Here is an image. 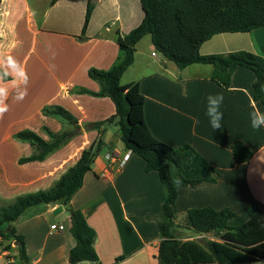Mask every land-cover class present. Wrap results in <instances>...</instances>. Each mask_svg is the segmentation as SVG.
Wrapping results in <instances>:
<instances>
[{"label":"crops","instance_id":"0c3cea01","mask_svg":"<svg viewBox=\"0 0 264 264\" xmlns=\"http://www.w3.org/2000/svg\"><path fill=\"white\" fill-rule=\"evenodd\" d=\"M106 2L96 0L88 29L82 35L91 0H59L51 6L59 10L54 24L47 26V11L40 23L27 0H0V54L14 56L29 78L22 101L15 99V90L10 81L7 83L11 90L9 111L0 119V208L19 197L52 189L98 138V132L85 131L84 126L115 115V105L109 98L72 93L80 88L100 91L90 79L89 70H109L116 65L120 57L117 38L129 34L143 20L140 0H116V8ZM100 5L106 6L103 14L98 12ZM146 37L138 43L134 63L121 84H138L145 98V121L156 139L174 148L190 145L221 175L216 185L180 188L178 213L207 206L216 210L234 206L245 211L252 202L264 211V127L254 130L249 118L255 109L264 112L253 98L254 73L239 67L232 75L230 89L224 90L211 81V65L194 64L180 70L155 50L150 36L147 46H140ZM238 52L264 59V27L248 33L215 35L200 47L203 56ZM217 93L224 97L223 119L221 129L214 131L205 115L206 97ZM47 106L67 110L81 129L45 161L20 164L21 159L34 155L35 149L17 140V133L31 131L49 141L45 129L53 133L66 129L60 119L43 114ZM103 141L106 152L86 175L72 207L81 210L96 231L98 264H159V220L165 202L159 175L147 173L140 157L121 148L116 124L107 128ZM236 142H243L253 152L249 163L235 164L232 147ZM109 153L116 158L111 163L105 160ZM53 225H64L66 230L52 231ZM15 228L24 238L28 260L19 258L16 242L0 238V264L10 260L12 264H69L76 241L66 207L34 208L15 223ZM182 232L189 237L184 240L210 239L185 229Z\"/></svg>","mask_w":264,"mask_h":264},{"label":"trees","instance_id":"16d2710c","mask_svg":"<svg viewBox=\"0 0 264 264\" xmlns=\"http://www.w3.org/2000/svg\"><path fill=\"white\" fill-rule=\"evenodd\" d=\"M59 0H52L51 6ZM143 11L141 24L129 34L117 38L120 57L109 70L91 68L90 79L100 91L75 89L72 93L109 98L115 105L113 117L84 126L85 131L98 132V138L83 150L78 162L48 191L17 198L0 208V238L18 242L19 258L27 261L24 238L17 234L15 223L40 206L62 205L71 215V234L76 241L70 251L69 264L91 262L98 264L94 248L96 231L90 227L81 210L72 207V199L83 187L86 175L96 159L106 152L103 135L113 124L119 127L124 150L140 157L145 171L156 172L165 190V202L159 220L162 241L157 259L159 264H263L264 211L257 202L245 211L237 207L216 210L211 206L192 208L180 218L176 202L180 188H202L216 185L220 173L208 164L190 145L174 148L156 139L144 116L145 98L138 84L122 85L121 79L133 65L138 43L151 37L155 50L180 70L194 64L212 66L211 81L224 90L231 87L232 75L239 67L252 71L254 101L264 107V59L252 53L238 52L226 56L200 54V47L215 35L248 33L264 27V0H140ZM94 6L87 7L82 35H85ZM43 114L60 119L71 129L53 133L45 129L46 141L31 131H22L15 138L30 143L35 153L23 158L20 164L43 162L64 147L78 133V120L59 106H47ZM235 164L249 163L251 149L243 142L232 147ZM179 181V183H177ZM182 229L209 240L188 239ZM11 247V244H10ZM119 258L118 261H121Z\"/></svg>","mask_w":264,"mask_h":264},{"label":"clouds","instance_id":"9594fccd","mask_svg":"<svg viewBox=\"0 0 264 264\" xmlns=\"http://www.w3.org/2000/svg\"><path fill=\"white\" fill-rule=\"evenodd\" d=\"M28 80L25 68L14 56L0 54V119L9 111L8 99L11 90L7 83L10 81L12 84V88L15 90V99L22 101L27 95ZM223 101L224 97L219 93L210 94L206 97L205 115L214 131L222 127L221 105ZM249 118L254 130L264 127V112L255 109L249 114Z\"/></svg>","mask_w":264,"mask_h":264},{"label":"rangeland","instance_id":"374dc122","mask_svg":"<svg viewBox=\"0 0 264 264\" xmlns=\"http://www.w3.org/2000/svg\"><path fill=\"white\" fill-rule=\"evenodd\" d=\"M50 1H51V0H27L28 4H29V5L32 7V9L34 10L35 15H36V18L38 19V21H39L40 23H43V16H44V13H45L46 11L48 12V14H50V18L48 19L46 26H47L48 24H49V25L54 24V21H55V14L58 13V11H59V10H53V9H52V7H51V5H50ZM107 3H109L108 6L111 5V6H114V7L116 8V6H115V3H117L116 0H107V2H106L105 4H107ZM91 4H92L93 6H96V5H97V4H96V0H91ZM105 7H106L105 5H100V6H99V8H98V12H99V14H103V10H104ZM63 10H65V9H63ZM75 18H76V17H75ZM149 40H150V37L147 36V37L144 39L143 43H141L140 46L145 47L144 44L147 46ZM135 55H136V53H135ZM66 129H67V130H70L71 127H70V126H66ZM184 213H185L184 211H183V212H179V213H178V214H179V217L181 218V217L184 215ZM263 264H264V263H263Z\"/></svg>","mask_w":264,"mask_h":264},{"label":"built area","instance_id":"2783aa9c","mask_svg":"<svg viewBox=\"0 0 264 264\" xmlns=\"http://www.w3.org/2000/svg\"><path fill=\"white\" fill-rule=\"evenodd\" d=\"M153 55L155 56L156 53L153 54ZM129 153H131V152H129ZM105 160L108 163H111V162L115 161L116 158L112 154L109 153V154L105 155ZM51 230L52 231H57V232H63V231L66 230V227L64 225H53V226H51ZM6 264H12V261L10 260Z\"/></svg>","mask_w":264,"mask_h":264},{"label":"water","instance_id":"95a60500","mask_svg":"<svg viewBox=\"0 0 264 264\" xmlns=\"http://www.w3.org/2000/svg\"><path fill=\"white\" fill-rule=\"evenodd\" d=\"M81 131H83V130H81ZM121 148L124 149V143L123 142L121 143ZM15 245L22 247V244H20L18 242H16Z\"/></svg>","mask_w":264,"mask_h":264}]
</instances>
